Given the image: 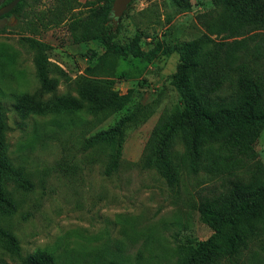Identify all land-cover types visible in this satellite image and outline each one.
Masks as SVG:
<instances>
[{
    "label": "rangeland",
    "instance_id": "374dc122",
    "mask_svg": "<svg viewBox=\"0 0 264 264\" xmlns=\"http://www.w3.org/2000/svg\"><path fill=\"white\" fill-rule=\"evenodd\" d=\"M60 1L25 0L22 17L0 30V104L6 115L7 154L31 184H3L14 210L0 215V225L17 239L20 258L0 248V264H21L26 257L52 258V264H178L186 251L213 232L214 218L198 209L203 200L221 197L238 183L264 181V129L247 155L208 146L197 172L186 167L183 144L176 139L171 154L178 178L168 185L144 162L154 129L179 104L170 84L178 55H159L150 63L111 56L95 39H79L80 29L74 28L75 20L85 18L92 5L70 0L73 9L57 15ZM229 16L211 0H189L187 5L182 0H131L118 21L115 40L138 38L147 49L157 40L172 44L202 38L211 46L243 39L253 50L264 38V29L229 35L224 26ZM30 38L47 46L48 76L54 85L48 92H42L34 63L37 48ZM236 56L241 59L242 52ZM81 75L112 78L116 90L130 92L129 103L122 110L96 115L82 109L72 120L65 112L17 109L22 94L42 101L68 93L76 96L75 80ZM135 107L141 117L125 131L118 166L105 174L110 148L86 147V139ZM238 264H264V234Z\"/></svg>",
    "mask_w": 264,
    "mask_h": 264
},
{
    "label": "trees",
    "instance_id": "16d2710c",
    "mask_svg": "<svg viewBox=\"0 0 264 264\" xmlns=\"http://www.w3.org/2000/svg\"><path fill=\"white\" fill-rule=\"evenodd\" d=\"M10 0H0V5ZM113 0H87L92 5L89 14L75 20L81 40L95 39L104 52L115 57H133L145 62L159 55L176 53L178 62L170 75V84L179 96V104L163 116L153 131L145 166L154 167L168 185L178 178L171 149L176 139L183 144L182 159L188 170L197 172L202 158L208 155V146L219 150L247 155L259 133L264 129V38L258 39L253 50L244 40L217 42L208 46L202 38L197 41H177L166 44L157 40L144 49L138 38L125 43L115 40L120 24L111 19ZM181 3V0H177ZM188 3L189 0H182ZM230 13L224 26L229 35L251 29H264V0H211ZM57 15L64 9H73L70 0H61ZM25 0H20L4 16L19 20L24 12ZM60 20V18L58 19ZM7 25V24H6ZM3 27L0 28V30ZM37 48L34 63L42 92L54 88L48 73L45 46L33 38L28 39ZM241 51L242 58L236 53ZM2 54H0L1 57ZM76 96L65 94L46 101L36 95L22 94L17 109L21 113L48 111L69 113L71 120L79 110L96 115L119 111L130 101V92L120 93L112 78L85 75L75 80ZM141 117L138 107L121 115L110 127L91 134L86 147L102 144L110 148V160L105 174L115 169L120 161L126 129ZM6 115L0 104V215L14 210V201L4 188L12 180L24 188L31 184L22 170L11 163L5 140ZM198 209L214 218L213 232L180 257L178 264H238L243 252L264 234V181L259 184L238 183L221 197L203 200ZM0 248L20 258V247L15 236L0 225ZM53 259L26 257L21 264H52Z\"/></svg>",
    "mask_w": 264,
    "mask_h": 264
},
{
    "label": "water",
    "instance_id": "95a60500",
    "mask_svg": "<svg viewBox=\"0 0 264 264\" xmlns=\"http://www.w3.org/2000/svg\"><path fill=\"white\" fill-rule=\"evenodd\" d=\"M20 0H10L4 5H0V28L9 24L15 17L13 15L6 17L8 13ZM131 0H113L111 4V19L113 22H118L122 14L128 7Z\"/></svg>",
    "mask_w": 264,
    "mask_h": 264
},
{
    "label": "flooded vegetation",
    "instance_id": "af4514ba",
    "mask_svg": "<svg viewBox=\"0 0 264 264\" xmlns=\"http://www.w3.org/2000/svg\"><path fill=\"white\" fill-rule=\"evenodd\" d=\"M9 17V16H8Z\"/></svg>",
    "mask_w": 264,
    "mask_h": 264
}]
</instances>
